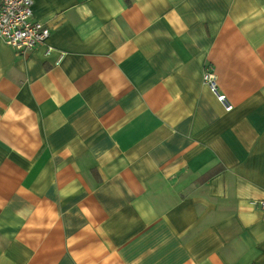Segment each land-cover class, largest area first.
Instances as JSON below:
<instances>
[{"label":"crops","instance_id":"obj_1","mask_svg":"<svg viewBox=\"0 0 264 264\" xmlns=\"http://www.w3.org/2000/svg\"><path fill=\"white\" fill-rule=\"evenodd\" d=\"M31 11L44 44L0 39V264H264V0Z\"/></svg>","mask_w":264,"mask_h":264},{"label":"built area","instance_id":"obj_2","mask_svg":"<svg viewBox=\"0 0 264 264\" xmlns=\"http://www.w3.org/2000/svg\"><path fill=\"white\" fill-rule=\"evenodd\" d=\"M32 3L33 0H0V39L19 51L44 44L49 36L48 28L32 19ZM50 50L51 47H47L46 53ZM202 80L224 108L230 109L226 96L217 90L214 73L209 66L203 71ZM252 203L264 209V200Z\"/></svg>","mask_w":264,"mask_h":264}]
</instances>
